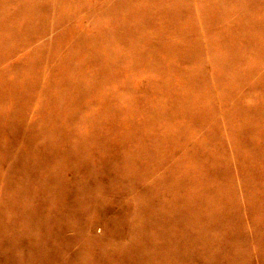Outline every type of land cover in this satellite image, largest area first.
<instances>
[{
    "label": "rangeland",
    "instance_id": "374dc122",
    "mask_svg": "<svg viewBox=\"0 0 264 264\" xmlns=\"http://www.w3.org/2000/svg\"><path fill=\"white\" fill-rule=\"evenodd\" d=\"M0 264H264V0H0Z\"/></svg>",
    "mask_w": 264,
    "mask_h": 264
}]
</instances>
